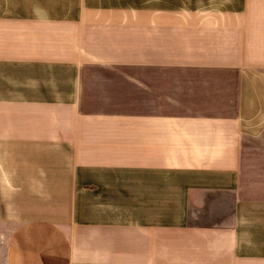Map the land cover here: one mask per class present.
<instances>
[{"label":"crops","instance_id":"1","mask_svg":"<svg viewBox=\"0 0 264 264\" xmlns=\"http://www.w3.org/2000/svg\"><path fill=\"white\" fill-rule=\"evenodd\" d=\"M4 264H264V0H0Z\"/></svg>","mask_w":264,"mask_h":264},{"label":"rangeland","instance_id":"2","mask_svg":"<svg viewBox=\"0 0 264 264\" xmlns=\"http://www.w3.org/2000/svg\"><path fill=\"white\" fill-rule=\"evenodd\" d=\"M11 227V225L4 224L0 221V264H4L5 262L7 231Z\"/></svg>","mask_w":264,"mask_h":264}]
</instances>
